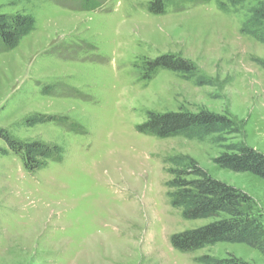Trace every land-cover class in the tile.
Returning a JSON list of instances; mask_svg holds the SVG:
<instances>
[{"label": "rangeland", "instance_id": "rangeland-1", "mask_svg": "<svg viewBox=\"0 0 264 264\" xmlns=\"http://www.w3.org/2000/svg\"><path fill=\"white\" fill-rule=\"evenodd\" d=\"M153 1L94 0L85 10L79 0H0V13L35 18L17 47L0 51V264H201L203 254L264 264L243 243L173 248L172 234L213 219L186 220L169 204L165 160L189 155L264 218V179L213 162L236 142L264 154V45L239 26L258 0H169L157 14ZM162 54L209 84L160 68L146 78V61ZM180 108L229 114L240 133L212 144L137 131L147 111ZM36 115L48 120L28 126ZM6 134L55 144L61 158L30 172Z\"/></svg>", "mask_w": 264, "mask_h": 264}, {"label": "trees", "instance_id": "trees-1", "mask_svg": "<svg viewBox=\"0 0 264 264\" xmlns=\"http://www.w3.org/2000/svg\"><path fill=\"white\" fill-rule=\"evenodd\" d=\"M79 1L85 10L95 5L94 0ZM167 1L169 0H155L148 5V10L153 14L164 13ZM246 1L227 0L226 4L236 8L242 7ZM220 6L222 10H226L225 4ZM34 25L35 18L29 14L0 13V51H10L17 47L20 40L33 31ZM239 26L241 35L264 45V0H258L247 7ZM146 63V78L160 68L180 74L186 80H193L198 86L209 84L196 74L195 65L179 56L162 54ZM257 64L264 70V61L257 60ZM146 116V120L136 127L137 131L158 139L182 136L192 141L221 144L225 140L224 136L240 133L232 116L205 109L195 112L182 108L160 113L147 111ZM46 120L48 117L36 115L27 118L26 124L31 126ZM3 137L9 148L20 155L25 168L30 172L43 168L48 160L61 158V149L55 144L18 141L7 134ZM165 160L169 164L167 172L170 178L166 182L169 187V204L178 209L186 220L213 219L198 228L172 234L169 240L173 248L179 252L192 253L217 242H235L253 247L264 255V218L254 208L251 196L234 185L214 179L189 155H174ZM213 162L220 168L251 172L264 179V154L244 143L227 145L225 151L214 157ZM196 260L201 264H251L235 255L214 257L203 254Z\"/></svg>", "mask_w": 264, "mask_h": 264}]
</instances>
